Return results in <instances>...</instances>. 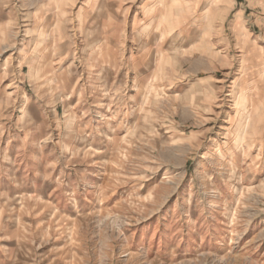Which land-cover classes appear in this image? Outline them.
<instances>
[{
    "label": "rangeland",
    "instance_id": "obj_1",
    "mask_svg": "<svg viewBox=\"0 0 264 264\" xmlns=\"http://www.w3.org/2000/svg\"><path fill=\"white\" fill-rule=\"evenodd\" d=\"M0 264H264V0H0Z\"/></svg>",
    "mask_w": 264,
    "mask_h": 264
},
{
    "label": "bare ground",
    "instance_id": "obj_2",
    "mask_svg": "<svg viewBox=\"0 0 264 264\" xmlns=\"http://www.w3.org/2000/svg\"><path fill=\"white\" fill-rule=\"evenodd\" d=\"M38 71V70H37ZM34 75V74H33ZM37 75V74H36ZM41 75V74H40ZM37 77V76H36ZM39 77V76H38ZM31 78V77H30ZM33 80V79H32ZM40 80V79H39ZM28 106H29V102L28 100L25 101L24 107H23V112L21 113V115H19V122L23 123L26 121L27 118V112H28ZM249 126V123H248ZM79 137L78 135L74 137V142L79 141Z\"/></svg>",
    "mask_w": 264,
    "mask_h": 264
}]
</instances>
